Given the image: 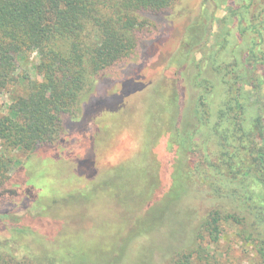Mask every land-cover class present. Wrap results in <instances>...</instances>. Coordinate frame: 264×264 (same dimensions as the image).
Masks as SVG:
<instances>
[{"label": "rangeland", "instance_id": "obj_1", "mask_svg": "<svg viewBox=\"0 0 264 264\" xmlns=\"http://www.w3.org/2000/svg\"><path fill=\"white\" fill-rule=\"evenodd\" d=\"M253 1L248 9L244 0H179L143 14L150 25L138 30L135 52L89 78L57 144L12 152L13 170L22 169L14 194H0V254L31 264H174L198 248L202 223L214 207L229 212V199L212 194L193 172L189 147L174 142L191 134L213 147L210 125L230 80L217 64L242 62L255 49L264 91V0ZM38 61L33 50L22 63L34 76ZM204 78L215 87L209 124L195 111ZM250 105L252 115L258 106ZM246 214L216 246L224 264H264L256 219Z\"/></svg>", "mask_w": 264, "mask_h": 264}, {"label": "trees", "instance_id": "obj_2", "mask_svg": "<svg viewBox=\"0 0 264 264\" xmlns=\"http://www.w3.org/2000/svg\"><path fill=\"white\" fill-rule=\"evenodd\" d=\"M178 1L0 0V100L5 95L9 101L6 111L0 101V194H14L11 189L22 169L19 165L13 170L18 160L12 152L30 156L57 144L64 136L66 116L77 114L89 78L91 82L135 52L138 30L150 25L143 14L164 12ZM244 1L247 8L254 2ZM236 10L239 24L244 23L243 11L238 15ZM245 29L242 26L241 31ZM33 50L39 53L38 63L32 64L34 76L22 63ZM257 55L251 49L242 62L234 59L216 65L230 80L210 125L213 147L206 140L195 141L191 134L188 139L179 134L174 142L178 149L189 147L195 157L193 172L212 194L229 199L224 202L229 212L211 209L198 236L200 246L183 253L174 264H224L216 246L229 235L227 225L242 224L247 212L256 219L252 227L259 233L256 248L264 263V91ZM200 84L203 92L195 111L201 124H209L210 93L215 87L205 78ZM255 102L257 111L249 115ZM245 225L248 231L250 224ZM252 235L244 239H253ZM9 253L0 254V264H31Z\"/></svg>", "mask_w": 264, "mask_h": 264}]
</instances>
